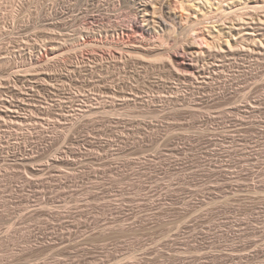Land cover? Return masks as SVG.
<instances>
[{
    "label": "rangeland",
    "instance_id": "rangeland-1",
    "mask_svg": "<svg viewBox=\"0 0 264 264\" xmlns=\"http://www.w3.org/2000/svg\"><path fill=\"white\" fill-rule=\"evenodd\" d=\"M176 1L0 0V264H264V0Z\"/></svg>",
    "mask_w": 264,
    "mask_h": 264
},
{
    "label": "bare ground",
    "instance_id": "bare-ground-1",
    "mask_svg": "<svg viewBox=\"0 0 264 264\" xmlns=\"http://www.w3.org/2000/svg\"><path fill=\"white\" fill-rule=\"evenodd\" d=\"M159 1H161V0H159ZM177 1H178V2H177ZM177 1H176L177 4H178L179 2H180V3L182 2V6H181V4H180L179 6L183 7L182 9H184V10L187 9L186 11L193 10V9H194V10L199 9V5H198L197 3H194V2H196L195 0H194V1H193V0H180V1L177 0ZM200 1H201V0H200ZM201 2H202V1H201ZM140 3H141V2H140ZM198 3H199V2H198ZM244 3H245V2H244ZM146 4H147V3H146ZM200 4H201V3H200ZM242 4H243V3H242ZM163 5H164V4H163ZM204 5H205V4H204ZM204 5H203V7H204ZM245 5H246V6H245L246 8L250 6L248 2L245 3ZM153 6H154V5H153ZM205 6H206V5H205ZM242 6L244 7V5H242ZM155 7H156V6H155ZM163 7H164V6H163ZM165 7H166V6H165ZM243 7H242V8H243ZM245 7H244V8H245ZM250 7H251V6H250ZM153 8H154V7H153ZM157 8H158V7H157ZM167 8H168V7H167ZM239 8H240V7H239ZM242 8H241V9H242ZM246 8H245V9H246ZM140 9H141V8H140ZM210 9H211V8H210ZM216 9H217V8H216ZM154 10H156V9H154ZM194 10H193V11H194ZM211 11H212V10H211ZM216 11H217V10H216ZM219 11H220V10H219ZM142 12H143V11H142ZM144 12H145V11H144ZM148 12H149V11H148ZM156 12H157V11H156ZM189 12H190V11H189ZM227 12H228V11H227ZM203 13H204V14H203V15H204V18H208V17H209V19L211 18V17H210L211 12H210V14H209L208 12H205V11H204ZM222 13H225V12H222ZM144 14H145V13H144ZM147 14H148V13H147ZM208 14H209V15H208ZM212 14H213V13H212ZM221 15H222V14H221ZM224 15H225V14H224ZM226 15H227V14H226ZM175 16H176V15H175ZM205 16H207V17H205ZM194 17H196V19H197V15H196V14H195ZM200 17H201V16H200ZM214 17H215V16H214ZM214 17H212V18H214ZM223 17H224V16H223ZM163 18H164V17H163ZM163 18H162V19L160 18V19H161L162 21H164ZM175 18H176V17H175ZM201 18H202V17H201ZM215 18H216V17H215ZM183 19H184V18H182V20H183ZM209 19H208V20H209ZM219 19H220V18H219ZM198 20H199V18H198ZM198 20H197V21H198ZM205 20H206V19H205ZM217 20H218V19H217ZM261 20H262V19H261ZM180 21H181V19H180ZM195 21H196V20H194V22H195ZM197 21H196V22H197ZM203 21H204V20H203ZM222 21H223V20H222ZM262 21L264 22V20H262ZM160 22H161V21H160ZM184 22H185V20H184ZM165 23H167V22H165ZM165 23H164V24H165ZM198 23H199V22H198ZM223 23H224V22H222V24H223ZM144 24H145V23H144ZM195 24H196V23H195ZM203 24H204V23H203ZM214 24H215V23H214ZM214 24H213V25H214ZM216 24H217V23H216ZM166 25H168V23H167ZM140 26H141V25H140ZM168 26H169V25H168ZM203 26H204V25H203ZM222 26H223V25H221V27H222ZM142 27H143V26H142ZM142 27H141V28H142ZM150 27H151V26H150ZM219 27H220V25H219ZM223 27H224V26H223ZM138 28H139V27H138ZM147 28H148V27H147ZM151 28H152V27H151ZM139 29H140V28H139ZM205 29H206V30H205ZM205 29H204L205 32H202L203 30H200V31H198V32L195 31V35H196L195 37H196L197 39H198V38H200V39L202 38V40H204V41L207 43L206 46H207V45H208V46H211V42H210L211 39L208 38V36L211 37V38H213V39L216 38L217 36H218V37L223 36V38L225 37V30L222 31V29H221V28H217V26H215V27L212 28V25H211V24H210V25L208 24L207 26H205ZM206 31H207V32H206ZM229 32H231V31H229ZM254 33H255V32H254ZM89 34H90V33H89ZM227 34H229V33H227ZM250 34H251V33H250ZM252 35H256V34H252ZM252 35H251V36H252ZM226 36H228V35H226ZM228 37H230V36H228ZM89 38H91V37H89ZM220 38H221V37H220ZM85 39H86V38H85ZM87 39H88V38H87ZM92 39H93V38H92ZM92 39H91V40H92ZM197 39H196V42H192V44H190V45H191V50H192V48H195V47H196V44H197V43H200V42H198L199 40H197ZM213 39H212V41H213ZM216 39H218V38H216ZM221 39H222V38H221ZM253 39H254V37H253ZM263 39H264V38L262 37V41H264ZM192 40H193V39H192ZM202 40H200V41H202ZM219 40H220V39H219ZM258 40H260V39H258ZM258 40H257V42H258ZM85 41H86V40H85ZM88 41H89V40H88ZM225 41H227V43H228V44H226V46L229 45V46H227V47L230 48V52H231V50H233V48H235L234 50L237 51L236 48H238V47H233V45H232L233 43H231V40H230V39H226ZM225 41H224V42H225ZM86 42H87V41H86ZM89 42H90V41H89ZM91 42H92V41H91ZM254 42H256L255 39L253 40V43H254ZM260 42H261V41H260ZM190 43H191V42H190ZM201 43H202V42H201ZM212 43H213V42H212ZM225 43H226V42H225ZM225 43H224V45H225ZM263 43H264V42H263ZM222 44H223V43H222ZM197 45H199V44H197ZM254 45H256V44H254ZM261 45H262V44H261ZM261 45L258 44V46H259L260 49L263 48V47H260ZM263 45H264V44H263ZM263 45H262V46H263ZM208 46H207V47H208ZM256 46H257V45H256ZM256 46H255V47H256ZM222 47H223V46H222ZM184 48H185V47H184ZM188 48H189V46H188ZM211 48H212V46H211ZM239 48H240V47H239ZM247 48H249V47H247ZM196 49H197V48H196ZM209 49H210V47H209ZM224 49H225V48H224ZM224 49H222V51H223ZM256 49H257V48H256ZM167 50H168V49H166V51H167ZM184 50H185V49H184ZM211 50H212V49H211ZM228 50H229V49H227V51H228ZM238 50H239V49H238ZM241 50H243V48H242ZM251 50H252V49H251ZM263 50H264V49H263ZM161 51H162V50H161ZM192 51H193V50H192ZM244 51H245V50H244ZM244 51H243V52H244ZM159 52H160V51H159ZM164 52H165V51H164ZM164 52H163V53H164ZM224 52H226V51H224ZM233 52H234V51H233ZM233 52H231V53H233ZM237 52H238V51H237ZM237 52L234 53V54L236 55ZM239 52H240V51H239ZM241 52H242V51H241ZM241 52H240V53H241ZM248 52H249V51H248ZM252 52H254V51H252ZM260 52H261V50H260ZM262 52H263V51H262ZM163 53H162V54H163ZM166 53H167V52H166ZM189 53H190V52H188V54H189ZM228 53H229V51H228ZM191 54H192V53H191ZM214 54H215V53H214ZM225 54H226V53H225ZM234 54H233V55H234ZM159 55H160V53H159ZM192 55H193V54H192ZM227 55H228V54H227ZM227 55H226V58H227ZM235 55H234V56H235ZM170 56H171V57H170ZM234 56H233V57H234ZM236 56H237V55H236ZM169 57H170V60H171V62H172V64H173V66H175L174 64H176V63H179L180 65L182 64V66L185 65V66H183V67H185V68L187 69V70L185 69V72H186V71H190V75H191V74H192V75H195V73H197V70H200V69H199V65H197L198 62H197L196 65L193 64L194 62H193V63H190V62H192V61H189L188 63L182 62V59H181L180 55H179L177 52H176V53H173L172 55H169ZM182 57H184V56H182ZM224 57H225V56H224ZM229 57H232L231 54H230ZM193 58H195V57H193ZM164 59H166V58H164ZM168 59H169V58H168ZM184 59H186V58H184ZM227 59H228V58H227ZM188 60H189V59H188ZM190 60H191V59H190ZM192 60H193V59H192ZM198 60H199V59H198ZM40 61H41V60H40ZM184 61H186V60H184ZM224 61H225V60H224ZM37 63H38V62H37ZM168 63H169V62H168ZM195 63H196V62H195ZM199 64H200V63H199ZM176 65H178V64H176ZM173 68H174V67H173ZM177 68H178V67H177ZM178 69H179V68H178ZM185 72H184V73H185ZM198 72H199V71H198ZM204 74H205V73H204ZM190 75H189V76H190ZM187 77H188V76H187ZM192 78H193V77H192ZM102 85H103V84H102ZM94 86H95V85H94ZM97 86H98V85H97ZM100 86H101V85H100ZM100 86H99V87H100ZM95 87H96V86H95ZM93 88H94V87H93ZM96 88H97V87H96ZM100 88H101V87H100ZM97 89H98V88H97ZM111 90H112V89H111ZM111 90H110L108 87H105V89L102 90V91H103L102 94H105V93H106V94L112 93V95H114L113 92L115 93L116 91H111ZM115 90H116V89H115ZM121 90H122V89H121ZM121 90H120V93L123 91V90H122V91H121ZM95 91H97V90H95ZM100 91H101V90H100ZM100 91H99V92H100ZM102 91H101V92H102ZM77 92H78V91H77ZM117 92H119V91L117 90ZM117 92H116V93H117ZM123 92H124V91H123ZM123 92H122V93H123ZM100 94H101V93H100ZM106 94H105V95H106ZM117 94H119V93H117ZM117 94H116V95H117ZM109 96H110V94H109Z\"/></svg>",
    "mask_w": 264,
    "mask_h": 264
}]
</instances>
